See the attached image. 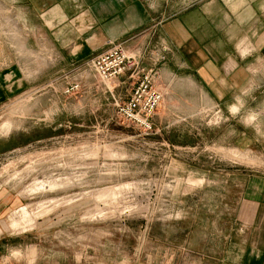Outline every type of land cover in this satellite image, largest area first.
<instances>
[{
  "label": "rangeland",
  "instance_id": "374dc122",
  "mask_svg": "<svg viewBox=\"0 0 264 264\" xmlns=\"http://www.w3.org/2000/svg\"><path fill=\"white\" fill-rule=\"evenodd\" d=\"M197 1L172 0L167 16ZM41 57L40 70L26 71L0 104V264H163L181 246L224 248L231 232L210 230L217 221L235 223V243L264 246V117L251 115L262 134L251 127L244 140L220 108L208 110L202 135L193 119L191 133H180L176 112L169 132L146 135L118 114L133 81L102 86L89 61L67 71ZM72 81L79 93L65 92ZM66 178L60 190H28ZM41 202L51 211L41 212ZM23 207L33 223L13 227Z\"/></svg>",
  "mask_w": 264,
  "mask_h": 264
},
{
  "label": "crops",
  "instance_id": "0c3cea01",
  "mask_svg": "<svg viewBox=\"0 0 264 264\" xmlns=\"http://www.w3.org/2000/svg\"><path fill=\"white\" fill-rule=\"evenodd\" d=\"M171 1L0 0V104L29 79L26 71L40 70L42 55L71 71L121 43L144 69L157 71L168 104L153 118L159 131H170L168 117L176 112L180 133H191L193 119V133L202 135L208 110L220 108L239 139L251 127L261 135V123L249 120L264 117V105L251 110L264 98V0H201L167 16ZM243 215L239 210L236 219ZM212 225L231 232L224 248L181 246L163 264H264V246L235 243V223Z\"/></svg>",
  "mask_w": 264,
  "mask_h": 264
},
{
  "label": "built area",
  "instance_id": "2783aa9c",
  "mask_svg": "<svg viewBox=\"0 0 264 264\" xmlns=\"http://www.w3.org/2000/svg\"><path fill=\"white\" fill-rule=\"evenodd\" d=\"M89 64L100 78L102 86L121 77L133 81L128 97L118 104V114L124 122L138 127L146 135L151 134L155 127L153 118L165 95L158 86L157 71L144 69L139 58L121 43L110 45L92 58ZM81 89L80 82L72 81L65 92L74 94Z\"/></svg>",
  "mask_w": 264,
  "mask_h": 264
},
{
  "label": "bare ground",
  "instance_id": "6f19581e",
  "mask_svg": "<svg viewBox=\"0 0 264 264\" xmlns=\"http://www.w3.org/2000/svg\"><path fill=\"white\" fill-rule=\"evenodd\" d=\"M8 126V125H7ZM7 131V130H6ZM61 179V178H60ZM70 181H72L71 179H69V178H66V182H64V180H52V181H37L34 185H32V186H30V187H28V190L30 191V192H32V193H37V192H41V191H44L45 189H46V187H49V189L52 191V190H56V189H58V188H60V186L62 185H66V184H68ZM66 183V184H65ZM71 184V183H70ZM70 184H68V185H70ZM66 187H68V186H66ZM66 187H62V188H66ZM49 190V191H50ZM58 190H60V189H58ZM27 191V190H26ZM28 192V191H27ZM104 197V195H99L98 196V199H101V198H103ZM54 200V199H53ZM75 200H73V199H70V200H68L67 202L69 203V204H71V203H73ZM43 203V204H42ZM53 204H51V206H54L53 208H55L60 202H57V201H53L52 202ZM45 204H46V202H45ZM41 206H40V208H42L41 209V212H46V211H51V206H46V205H44V202H41V204H40ZM39 206V205H38ZM52 208V209H53ZM39 210V209H38ZM37 210V211H38ZM20 211V210H19ZM36 211V212H37ZM22 212H23V218L21 219V221H18V220H13L12 221V225H13V227H18L21 223H24L25 225L27 224V225H31L32 223H33V218L31 217V215H30V212H29V210H28V208L27 207H23L22 208ZM38 212H40V210L38 211ZM40 212V213H41ZM36 216H38V215H36ZM34 221H35V218H34ZM35 223V222H34ZM30 228V227H29ZM24 229V228H23Z\"/></svg>",
  "mask_w": 264,
  "mask_h": 264
}]
</instances>
